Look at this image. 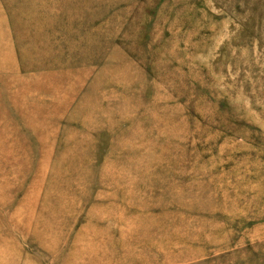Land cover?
<instances>
[{
	"label": "rangeland",
	"instance_id": "obj_1",
	"mask_svg": "<svg viewBox=\"0 0 264 264\" xmlns=\"http://www.w3.org/2000/svg\"><path fill=\"white\" fill-rule=\"evenodd\" d=\"M0 264H264V0H0Z\"/></svg>",
	"mask_w": 264,
	"mask_h": 264
}]
</instances>
